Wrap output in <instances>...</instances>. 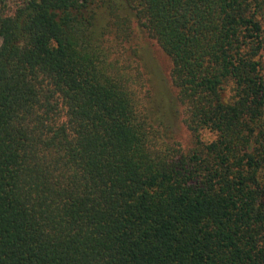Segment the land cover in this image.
I'll list each match as a JSON object with an SVG mask.
<instances>
[{"label": "trees", "instance_id": "1", "mask_svg": "<svg viewBox=\"0 0 264 264\" xmlns=\"http://www.w3.org/2000/svg\"><path fill=\"white\" fill-rule=\"evenodd\" d=\"M94 1L0 0V264H264V0H125L188 151L163 146Z\"/></svg>", "mask_w": 264, "mask_h": 264}, {"label": "rangeland", "instance_id": "2", "mask_svg": "<svg viewBox=\"0 0 264 264\" xmlns=\"http://www.w3.org/2000/svg\"><path fill=\"white\" fill-rule=\"evenodd\" d=\"M18 0H7L10 7ZM93 7L97 12L99 25L110 18L121 28V35H109L104 41L110 47V56L127 58L123 67L129 72H138L142 86L135 82L141 104L147 114V120L160 132L163 146L176 145L182 151H188L196 145L195 136L183 122V110L176 100V92L170 83V60L161 50L154 38L148 35L145 28L136 19V11L125 0H95ZM111 12V15H110ZM112 16V17H111ZM264 26V17H263ZM101 30V29H100ZM114 44V45H113ZM261 60L264 67V48L261 50ZM213 134L202 131L199 138L207 142ZM259 175L264 182V166Z\"/></svg>", "mask_w": 264, "mask_h": 264}]
</instances>
